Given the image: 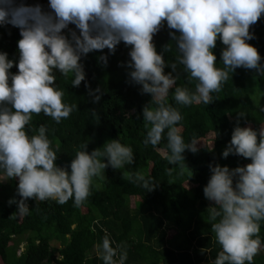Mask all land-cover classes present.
I'll use <instances>...</instances> for the list:
<instances>
[{"label":"clouds","instance_id":"obj_1","mask_svg":"<svg viewBox=\"0 0 264 264\" xmlns=\"http://www.w3.org/2000/svg\"><path fill=\"white\" fill-rule=\"evenodd\" d=\"M50 12L40 5L17 4L16 0H0V26L12 25L20 30L17 43L18 62L0 52V182L18 179L17 195L9 200L17 205V214L29 213L27 201H55L64 205L72 200L80 207L92 195V181L111 166L120 170L134 163L130 146L118 139L107 141L103 150L87 151V144L76 153L66 167L57 166V153L40 126L38 134L29 136L26 125L33 114L43 113L56 123L69 118L77 105L64 102V92L56 87L55 73L73 74L72 87L86 79L83 56L95 50L114 54L121 42L130 46L127 62L130 82L141 86L142 94L151 101L142 111L150 125L144 145H159L167 139L170 165L184 161L183 153L199 151L198 139L186 143L177 126L181 112L167 103L176 84V63L168 64L163 52L158 53L153 37L164 26L176 42L177 61L190 79L198 81L195 91L175 87L173 98L179 105L211 104L212 93H218L237 68L255 70L264 76V64L258 50L248 43L254 38L250 27L264 14V0H48ZM75 25L79 30L69 29ZM69 29V36L64 30ZM178 33V35H177ZM225 45L221 52L223 67H217L213 53L217 40ZM165 45L163 51L168 52ZM99 60L107 64V56ZM18 72L13 74V66ZM170 67L172 72L165 73ZM85 87H89L85 83ZM99 92V89L94 90ZM93 90L89 91L94 95ZM94 95L93 102H99ZM154 104L155 107L150 106ZM264 111V108L261 109ZM93 114H95L93 112ZM237 116L231 140L222 153L250 159L242 167L230 169L209 165L211 176L203 189L209 207L215 239L222 251L212 264H253L264 247L259 238L264 221V125L258 130L241 127ZM167 130V131H166ZM213 151V142L203 144ZM106 160V162H105ZM135 181L146 191L156 187L154 179L139 175ZM105 234L96 245L103 264H125L127 252Z\"/></svg>","mask_w":264,"mask_h":264},{"label":"trees","instance_id":"obj_2","mask_svg":"<svg viewBox=\"0 0 264 264\" xmlns=\"http://www.w3.org/2000/svg\"><path fill=\"white\" fill-rule=\"evenodd\" d=\"M17 4L40 5L50 12L48 0H16ZM69 29L79 30L75 25ZM69 29L64 34L69 36ZM171 30L164 26L153 37L158 53L163 52L166 63H176V84L170 90L167 103L177 108L183 119L177 125L186 143L193 138L213 142V151L198 147L192 153L185 150L184 161L170 165L167 160V139L155 147L143 141L150 125L143 120L142 111L151 101L150 94H142L140 85L130 82L127 62L130 46L123 42L116 46L114 54L108 49L95 50L81 58L86 73L79 87H72L73 74L67 77L55 73L56 87L64 92L63 100L77 105L69 118L56 123L43 113L33 114L26 125L29 136L38 134L40 126L57 153V166L66 167L76 153L87 144V151L103 150V145L118 139L130 146L134 163L116 170L111 166L92 181V195L80 207L72 200L64 205L55 201L29 199V213L17 214V205L9 200H19L18 179L0 182V264H103L98 258L96 245L107 234L112 246L121 245L127 252L125 264H212L222 251L215 239L209 207L203 189L211 176L209 165L227 166L230 169L250 163V159L230 154L222 156L231 140L238 113L241 127L258 130L264 125V76L255 70L237 68L218 93H212L213 102L190 106L179 105L173 98L175 87L195 91L198 81L189 78L184 66L179 64L176 42ZM254 38L248 41L254 46L264 64V14L250 27ZM178 35V33H177ZM20 30L12 25L0 26V52L18 62ZM169 51L164 52V46ZM223 45L217 40L213 53L217 67H223ZM107 56V64L99 60ZM10 71L15 74L18 68ZM172 72L170 67L165 73ZM85 83L89 87H85ZM99 89V92L94 90ZM99 102H93L94 95ZM150 106L155 107L154 104ZM93 112L95 114H93ZM167 131V130H166ZM199 143V142H198ZM106 162V160H105ZM2 175V174H0ZM139 175L154 179L156 187L146 191L135 178ZM138 200L132 204V198ZM259 238L264 244V221L260 222ZM56 241L59 244L54 245ZM23 248L19 253L20 248ZM253 264H264V247L254 257Z\"/></svg>","mask_w":264,"mask_h":264},{"label":"rangeland","instance_id":"obj_3","mask_svg":"<svg viewBox=\"0 0 264 264\" xmlns=\"http://www.w3.org/2000/svg\"><path fill=\"white\" fill-rule=\"evenodd\" d=\"M207 143H208V141H204V140H202V141H200V142L198 143L197 147H204L203 144H207ZM5 182H7V180H6V181H3V182H1V183H5ZM136 200H138L137 197L132 198V204H134V202H135ZM53 244H54V245H58L59 243L56 242V241H54ZM22 250H23V248L21 247L19 253H21Z\"/></svg>","mask_w":264,"mask_h":264}]
</instances>
